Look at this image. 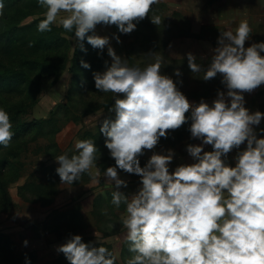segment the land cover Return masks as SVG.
Here are the masks:
<instances>
[{"label": "clouds", "instance_id": "1", "mask_svg": "<svg viewBox=\"0 0 264 264\" xmlns=\"http://www.w3.org/2000/svg\"><path fill=\"white\" fill-rule=\"evenodd\" d=\"M36 2L44 9L38 32H51L58 24L72 33L74 53L79 49L87 55V44L99 57L106 50L110 58L92 76L97 92L111 93L114 101L108 107L113 115L99 120L98 128L114 160L103 171L104 182L114 189L111 204L125 206L120 223L133 254L126 264H264V112L248 109L245 99L264 85V41L253 42L248 21L219 32L216 46L209 48L210 59L200 57L209 59L206 68L196 55L186 53L193 74L202 73L204 82L219 76L222 85L211 102H195L180 90L179 69L173 72L175 80L162 74V57L143 69L129 67L112 46L145 18L160 24L159 16L150 15L159 0ZM3 7L0 0V13ZM98 26H114L116 32L100 35ZM79 63L91 69L83 58ZM89 119L96 117L85 122ZM183 126L198 143L185 145L191 163L170 169L175 151L155 149ZM12 127L9 113L0 107V147L9 146ZM74 150L71 157L65 153L54 158L60 183L73 185L85 173L92 183H100V170L91 172L101 155L95 141L78 139ZM148 151L152 154L141 166ZM121 173L139 178L134 193L121 191L129 186ZM93 235L95 240L85 243L81 235L69 233L54 250L67 264H116L108 248L97 246L99 234ZM28 243L24 240L23 246ZM24 264H31L27 254Z\"/></svg>", "mask_w": 264, "mask_h": 264}, {"label": "rangeland", "instance_id": "2", "mask_svg": "<svg viewBox=\"0 0 264 264\" xmlns=\"http://www.w3.org/2000/svg\"><path fill=\"white\" fill-rule=\"evenodd\" d=\"M179 0H159L153 5L150 15L159 16L161 23L154 25L148 18L142 20L137 29L130 35L120 37L122 43L117 44L112 41V46L118 55L126 58L131 67L143 69L149 63H153L157 57L163 58L162 74L173 76L176 69L182 73L180 79L183 80L181 91L189 101L199 102L204 98L208 102L215 99L217 89L222 90L220 77L204 82L200 80L201 74H193L187 64L186 53L191 52L198 58V63H202L206 68L209 61L200 57H209V52L198 45L193 39L190 31H194L195 20H178ZM30 0H21L11 5H4L3 12L0 13V73L7 67H15L20 56H25L29 60L41 62L50 68L44 72H31L28 80L16 90L13 95L0 96V107L4 108L10 116L13 125L11 131L14 133L12 141L7 148L0 147V264H24L25 254L31 259V264H67L65 258L53 257L56 252L54 234L59 240H64L69 233L78 234L83 237L85 243L95 240L94 232L98 233V245L109 249L116 257V264H126V261L133 255L128 251V244L124 240V231L120 223V216L125 210L121 205L116 209L111 204L112 185L104 182L103 175L98 176L100 184L89 183L91 194L79 195L83 190L75 189L73 195L80 198L73 199L67 203L65 197L58 196L57 203L51 207L49 204L38 202L37 194L29 195L34 191L27 189V185L34 182L39 184L44 181V167H51L55 164L50 160L49 153L53 149L47 147L51 141L58 145L60 155L74 152L76 140L92 139L95 141L101 155L97 154L95 167L91 169L95 175L96 166L100 172L113 164L105 163L109 159L108 150L104 148V137L99 133V120H103L109 115L108 109L104 107L113 104L111 93H98L94 87V81L90 84L83 79L76 86L70 88L69 69L73 57L72 34L63 32L61 35L67 40V44L55 50L32 53L27 45L19 46L14 52L6 42L7 36H15L20 28L31 24L39 15H30L27 9ZM63 15V14H61ZM189 15L186 18L189 19ZM56 27L58 24H53ZM97 31L100 35H111L116 32V28H101ZM213 37H218L219 32L213 33ZM210 59V58H209ZM35 82L39 91L31 90L29 83ZM95 116L96 119L88 117ZM32 123L39 125L32 126ZM190 134L186 131V126L181 127L172 133L169 139H161L155 151L163 149H173L176 157L170 166L174 169L182 163H191L185 151L187 143H198L189 139ZM51 138L50 140L48 138ZM206 150H210L206 148ZM75 153L70 154L69 157ZM148 151L141 157V166L151 156ZM50 155V154H49ZM235 151L229 154L230 163ZM99 156V157H98ZM101 161L102 163H97ZM58 166V165H57ZM122 178L129 181L127 189H121L125 194H132L138 188L139 178L121 173ZM42 181V182H43ZM61 185V184H60ZM63 185V184H62ZM99 185V186H98ZM96 187V188H95ZM62 188V187H60ZM100 192L101 198L96 203V209L91 217L86 210L91 209L92 200L96 193ZM39 195V193H38ZM88 198H83L87 196ZM54 199V198H53ZM80 200V201H79ZM56 201V200H55ZM84 201V202H82ZM83 206L80 211L78 204ZM78 203V204H77ZM49 206L57 209L51 213L47 219L48 223L43 228L38 222L43 221ZM56 207V208H55ZM86 209V210H85ZM106 210V214H105ZM82 214V215H81ZM82 216L87 223L82 222ZM37 224H33V223ZM82 225H84L82 227ZM44 231L49 233L50 237ZM44 236V243L33 244L32 240ZM27 240L28 246H23V241Z\"/></svg>", "mask_w": 264, "mask_h": 264}, {"label": "crops", "instance_id": "3", "mask_svg": "<svg viewBox=\"0 0 264 264\" xmlns=\"http://www.w3.org/2000/svg\"><path fill=\"white\" fill-rule=\"evenodd\" d=\"M177 7V15L179 21H188L189 26H191L189 20H195V22L193 23V28H195V30L192 32L190 31V33L194 36L193 39L195 40V42L198 43V45L200 44V46H202L206 50V52H209L210 47L216 46L217 37H213V33L222 32L229 29L234 30L242 20H247L249 25L251 26L252 33L250 34V36L252 37L253 42L264 41V0H179L177 3ZM187 14H190L189 19L186 18ZM199 61L201 62L200 58ZM245 99L246 107L248 109L253 112L257 110L260 112H264V85H262L251 94H245ZM261 127H264V123L261 124ZM56 147L58 150H60L58 145H56ZM72 153H75V151L71 152L70 154ZM70 154L68 156H70ZM59 155L60 153L58 154V156ZM54 158H50V160H54ZM100 162L101 161H98L97 163L100 164ZM51 167L56 168L58 166L52 164ZM97 169L99 168L96 166L95 173ZM102 175L103 172H100L99 177ZM91 181L92 178L87 173L83 174L80 180L73 185H62L60 183V180H58L56 184V194L50 206L53 207L54 203H57L58 196L60 195L59 192L61 191V196L63 197V199L65 197L64 201L66 203L68 201L71 202L73 199L80 198V196L78 195H73L75 189H83L79 193V195L81 194L82 196L85 194H91V187H89V183ZM100 194V192L96 193L93 199L101 196ZM83 198H88V195L84 196ZM94 201L95 200H92L91 209H85L88 217H91L93 213ZM38 202L40 205L42 204L41 201ZM82 202H80L81 206L77 203L80 211L83 210ZM50 206L49 208H47V210H49L50 212H47L43 221L38 222L40 227L41 224H43L42 227L46 228V230L48 228V226L45 227V225L48 223L47 219L53 211L57 210L52 209ZM82 219L83 223H87L86 225L89 227V220L86 222L83 216ZM33 224L37 223L34 222ZM44 232L47 233V231ZM49 233L44 236L46 238H49L50 235L53 236L56 245L63 243L64 240H59L54 234L49 235ZM44 236L35 238L34 240H32V243H40L42 245L44 243ZM59 256L60 254H57L56 252L53 254V257H55L54 259L58 258Z\"/></svg>", "mask_w": 264, "mask_h": 264}, {"label": "trees", "instance_id": "4", "mask_svg": "<svg viewBox=\"0 0 264 264\" xmlns=\"http://www.w3.org/2000/svg\"><path fill=\"white\" fill-rule=\"evenodd\" d=\"M19 1L21 0H4V5H11V4L13 5ZM27 9L30 11V15H34V16L39 15L40 17L35 19L31 24L23 28H20L18 30V33L15 36L14 35L7 36L6 42L9 44V46H11L12 51L15 52L19 46L27 45L29 50L32 53L39 54L40 52H43V51L60 49L67 44V40L61 35L63 32H65L62 27H56L52 25L51 32L40 33L37 31L38 23L44 18L43 17L44 9L38 6L36 0H30V3L28 4ZM69 34H72V33H69ZM85 47L88 49L87 55H85L79 49H77L75 53L73 52L72 63L69 69L70 88L79 84L78 82L83 79L87 82V84H90L93 80L92 73L103 71L104 61L110 60L106 54V51L102 57H99L97 55V51L93 50L91 46L85 44ZM81 58H83L84 60H86L87 62L91 64L90 70L83 69L80 67L79 61ZM128 66L131 67L130 64H128ZM48 68L50 67L41 62L29 60L27 59V57L19 55V60H17V64L15 67H7L2 73H0V96L15 94L18 91L17 89L22 85V83L28 80L29 73L35 72V71L44 72ZM29 86L31 87L30 89L33 90L34 92L39 91L35 82H30ZM109 106L110 104L106 105L104 109L105 110L108 109ZM34 125H39V124L32 123V126ZM48 139L50 140L51 138H48ZM47 148L53 149V152L49 153L50 155L48 154L50 158H54L58 156L59 150L57 149L56 145H54L52 141H51V144ZM113 162L114 160L110 158L105 160V163L107 164H113ZM101 163L102 162H100V164ZM46 169L48 171H46L44 174L45 175L44 181L42 179L43 182L41 181L37 185L34 182H31L27 185V189L31 188L33 190H36L34 191V193L32 192L29 195L33 196L32 194H37L36 196L39 199L38 201H41L44 204L50 205L56 194V184L59 180V177L56 176L54 167H44L43 170H46ZM101 172H103V170ZM100 198L101 196L95 199L94 206H93V212L95 211L96 205H97L96 203H98V200ZM62 258H65L63 254H61L57 262H60Z\"/></svg>", "mask_w": 264, "mask_h": 264}]
</instances>
